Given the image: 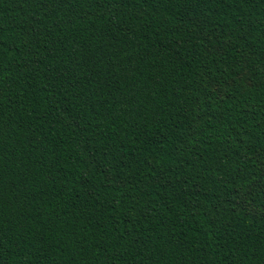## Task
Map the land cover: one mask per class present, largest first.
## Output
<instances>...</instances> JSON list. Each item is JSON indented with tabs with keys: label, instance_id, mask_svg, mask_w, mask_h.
I'll use <instances>...</instances> for the list:
<instances>
[{
	"label": "trees",
	"instance_id": "1",
	"mask_svg": "<svg viewBox=\"0 0 264 264\" xmlns=\"http://www.w3.org/2000/svg\"><path fill=\"white\" fill-rule=\"evenodd\" d=\"M0 264H264V0H0Z\"/></svg>",
	"mask_w": 264,
	"mask_h": 264
}]
</instances>
